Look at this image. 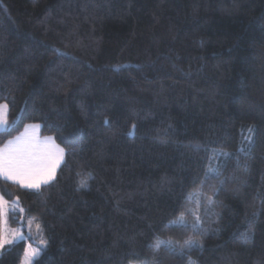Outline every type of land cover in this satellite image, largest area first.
Wrapping results in <instances>:
<instances>
[{
  "label": "trees",
  "instance_id": "1",
  "mask_svg": "<svg viewBox=\"0 0 264 264\" xmlns=\"http://www.w3.org/2000/svg\"><path fill=\"white\" fill-rule=\"evenodd\" d=\"M3 104L0 147L39 124L65 152L36 191L0 180L34 264H264V0H0Z\"/></svg>",
  "mask_w": 264,
  "mask_h": 264
},
{
  "label": "snow or ice",
  "instance_id": "2",
  "mask_svg": "<svg viewBox=\"0 0 264 264\" xmlns=\"http://www.w3.org/2000/svg\"><path fill=\"white\" fill-rule=\"evenodd\" d=\"M4 109L7 105L0 106ZM10 128L8 121L6 119V113L0 112V132H6ZM40 128L39 124L27 125L25 128V135L28 133H35ZM249 131L253 129L249 128ZM53 138L48 137L46 141H51ZM20 140L18 137L16 141H8V143L0 149V177L6 180L12 181L15 184H19L22 188L28 189H40L41 185H46L50 181L54 180L57 169L60 167L64 160V149L56 146L55 151L48 152L47 154L37 155L35 153H26L14 145ZM248 143L252 142V138H247ZM241 148L239 151H243ZM221 155H229L228 153H221ZM217 173L213 170L208 175H216ZM87 187V179H81L79 181V188ZM203 187V185H201ZM4 194H0V218H4L9 211V201L4 199ZM215 194V193H213ZM214 203L212 196L207 197V206L210 208ZM21 213L24 209H20ZM186 212L191 213L190 209H185ZM207 211V208L205 209ZM194 216V222L191 224V228L195 232H201L202 218L192 213ZM181 223L187 228L189 225L184 221V214L180 217ZM206 234V233H202ZM18 238H22L20 233H17ZM15 242L14 239H7L4 235L0 234V251L6 250V246H11ZM164 245L170 252L175 255L183 256L187 251H191L194 248H202L203 244L201 241L190 238L185 240L182 244L178 246H173L171 241H159L157 240L152 247L153 251H159L161 246ZM46 247V243L39 249L33 250L31 252L25 249L24 258L22 264H34V261L39 258L41 252ZM178 247V250H177ZM189 264H192L190 261Z\"/></svg>",
  "mask_w": 264,
  "mask_h": 264
},
{
  "label": "rangeland",
  "instance_id": "3",
  "mask_svg": "<svg viewBox=\"0 0 264 264\" xmlns=\"http://www.w3.org/2000/svg\"><path fill=\"white\" fill-rule=\"evenodd\" d=\"M3 105H0V106H3ZM0 112L6 113V119H7V108L4 109L0 107ZM40 130H41V126L39 130L36 131L35 133H28L24 135L23 142L26 144H31L32 148L35 149V151L37 150V155L47 154L48 152L55 151L56 146H59V145L55 142L54 139H52L51 141H46V138L48 137H42L40 135ZM32 148L31 146H27V149H29L30 153H33L31 150ZM59 148L61 147L59 146ZM58 170L59 168L57 169V171ZM57 171H56V174H57ZM56 174H55V177H56ZM53 181L54 180L50 181L48 184H50ZM42 186H45V185H41V187ZM20 188L24 190H30V191L37 190V189H28V188H22V187ZM4 199L7 200L6 198ZM8 201H9V205H8L9 211L4 218H0V234L4 235L7 239L15 238L14 244L19 243L21 241H26L28 243L27 249L29 252L41 248L45 243L42 240V236L40 234V227L35 221V219L26 217L25 211L21 213L20 209H23V208L20 206V203L17 198L13 200H8ZM10 218L16 219V222H13L14 224H16L15 226L11 225L12 223H11ZM17 233H20L22 235V238H18ZM7 247H10V246H6V248Z\"/></svg>",
  "mask_w": 264,
  "mask_h": 264
},
{
  "label": "crops",
  "instance_id": "4",
  "mask_svg": "<svg viewBox=\"0 0 264 264\" xmlns=\"http://www.w3.org/2000/svg\"><path fill=\"white\" fill-rule=\"evenodd\" d=\"M26 128V127H25ZM25 128L24 130L16 137H14L13 139L9 140V141H16V139L19 137L20 140L14 145V147L18 148L19 150L23 151V152H26V153H30L29 149H27V146H31L32 148V145L31 144H26L23 142V137L25 135ZM37 135V134H36ZM39 136V135H38ZM8 143V141L5 143V145ZM5 145H3L2 147H0V149H2ZM33 153L37 154V150L35 151V149H31ZM64 161V160H63ZM63 163V162H62ZM62 165V164H61ZM61 167V166H60ZM59 167V168H60ZM58 172V171H57ZM0 180H3L5 182H8V183H11V184H14V185H17L19 187H21L19 184H15L13 183L12 181H9V180H6L5 178L1 177Z\"/></svg>",
  "mask_w": 264,
  "mask_h": 264
}]
</instances>
